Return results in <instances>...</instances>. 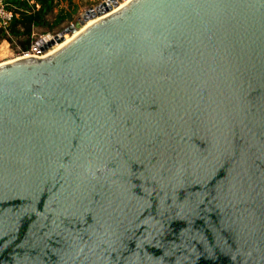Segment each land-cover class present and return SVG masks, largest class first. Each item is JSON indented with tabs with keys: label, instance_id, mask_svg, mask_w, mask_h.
<instances>
[{
	"label": "water",
	"instance_id": "obj_1",
	"mask_svg": "<svg viewBox=\"0 0 264 264\" xmlns=\"http://www.w3.org/2000/svg\"><path fill=\"white\" fill-rule=\"evenodd\" d=\"M0 264H264V0H133L1 65Z\"/></svg>",
	"mask_w": 264,
	"mask_h": 264
},
{
	"label": "trees",
	"instance_id": "obj_2",
	"mask_svg": "<svg viewBox=\"0 0 264 264\" xmlns=\"http://www.w3.org/2000/svg\"><path fill=\"white\" fill-rule=\"evenodd\" d=\"M6 8L12 14V20L8 26V37H3L0 45L11 46L21 53L28 51L33 30L50 33L57 29L62 32L65 28L60 29L61 26L71 23L78 11L72 0H7Z\"/></svg>",
	"mask_w": 264,
	"mask_h": 264
},
{
	"label": "built area",
	"instance_id": "obj_3",
	"mask_svg": "<svg viewBox=\"0 0 264 264\" xmlns=\"http://www.w3.org/2000/svg\"><path fill=\"white\" fill-rule=\"evenodd\" d=\"M6 1L7 0H0V40L3 37H8V26L12 20V14L8 12L6 8ZM124 1L126 0H114V4L118 7ZM47 36H49V38ZM48 44H50L49 47L47 46ZM55 47H57V44L54 42V36L45 35L40 37L36 42L31 43L28 51L21 53L17 50L16 57H18L17 59H41L53 51Z\"/></svg>",
	"mask_w": 264,
	"mask_h": 264
},
{
	"label": "rangeland",
	"instance_id": "obj_4",
	"mask_svg": "<svg viewBox=\"0 0 264 264\" xmlns=\"http://www.w3.org/2000/svg\"><path fill=\"white\" fill-rule=\"evenodd\" d=\"M72 1L77 6V10H78L77 14L74 16L71 23H66L62 25L60 29L62 28L66 29L69 26H75L79 22L83 14H85L89 10L95 9L96 7L105 3L107 0H72ZM57 11H58V7L54 10V14ZM52 21L53 19L51 17L50 22ZM59 31L60 30L56 29L49 33L47 30L35 29L33 30L31 37H30L31 43L36 42L40 37L45 36V35L55 36L60 33ZM16 53H17V50L12 48L11 46L6 47L4 45H0V64L7 63V62H10L11 60L17 59L18 57H16Z\"/></svg>",
	"mask_w": 264,
	"mask_h": 264
},
{
	"label": "bare ground",
	"instance_id": "obj_5",
	"mask_svg": "<svg viewBox=\"0 0 264 264\" xmlns=\"http://www.w3.org/2000/svg\"><path fill=\"white\" fill-rule=\"evenodd\" d=\"M133 0H126L125 2L121 3L120 6H118L116 9H114L113 11H111L110 13L105 14L103 17H100V18H97V19H93V20H90V21H87L83 27H81V29L74 35H72L71 37L65 39L63 42H61V44L57 45L56 49L51 51V53L47 54L45 57H48V56H51L54 52H57L58 50L62 49L64 46H66V44H68L69 42H71L72 40H74L75 38H77L79 36V34H81L82 32H84L85 30H87L89 27H91L93 24H95L96 22L102 20V19H105L107 18L108 16L114 14L116 11H119L121 10L123 7L127 6L130 2H132ZM44 57V58H45ZM17 60H21V59H14V60H11L10 62H7V63H3V64H0L1 65H4V64H10L11 62L13 61H17Z\"/></svg>",
	"mask_w": 264,
	"mask_h": 264
}]
</instances>
